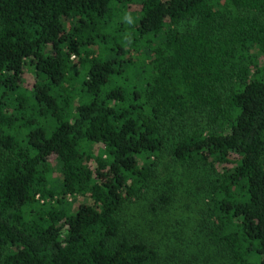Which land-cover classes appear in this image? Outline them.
Returning <instances> with one entry per match:
<instances>
[{
	"label": "trees",
	"instance_id": "trees-1",
	"mask_svg": "<svg viewBox=\"0 0 264 264\" xmlns=\"http://www.w3.org/2000/svg\"><path fill=\"white\" fill-rule=\"evenodd\" d=\"M177 170L189 264H264V0H0V264H161Z\"/></svg>",
	"mask_w": 264,
	"mask_h": 264
},
{
	"label": "rangeland",
	"instance_id": "rangeland-1",
	"mask_svg": "<svg viewBox=\"0 0 264 264\" xmlns=\"http://www.w3.org/2000/svg\"><path fill=\"white\" fill-rule=\"evenodd\" d=\"M124 18L130 20L131 13H125ZM35 82L36 76L34 72L30 69V67H27L25 74L23 75V87L30 91L35 85ZM93 151L97 154L98 148L94 147ZM171 171H173V168ZM177 172L180 175L183 174L182 170H177ZM165 178H167V176ZM189 178L190 174L188 172L177 177V180L181 179L183 184H180V189L176 190V199L179 201L175 203L173 208L177 210L173 211L172 217V219L175 218V223L172 225V228L175 227V229H173L175 234L173 235V233H170L163 236L160 233H155V231L147 232L150 242L157 245L161 250L163 256L161 264H189V259L191 257V255L189 256V248L196 247V245H194L196 242H198V244L200 242H204V245L207 243L204 240H198L196 235V232L201 229L202 225L199 221L201 218L198 208L205 204L203 186L198 187L197 184ZM54 179L57 181L60 179V175L57 172L54 173ZM69 201L72 204L71 210L76 211L81 204L88 202V199L70 198ZM137 211L138 209L135 208L126 209L124 216L126 219H131L139 231L145 224L136 217ZM204 245L195 250L200 252L199 254H196L195 252L193 253L197 256V260L193 262L194 264H201L206 260L203 258V253H207V249L209 248H204ZM206 261L208 264H211L210 259Z\"/></svg>",
	"mask_w": 264,
	"mask_h": 264
}]
</instances>
